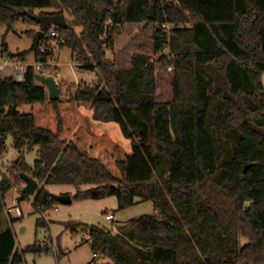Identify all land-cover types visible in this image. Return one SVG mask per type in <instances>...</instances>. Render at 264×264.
Listing matches in <instances>:
<instances>
[{
	"label": "trees",
	"instance_id": "trees-1",
	"mask_svg": "<svg viewBox=\"0 0 264 264\" xmlns=\"http://www.w3.org/2000/svg\"><path fill=\"white\" fill-rule=\"evenodd\" d=\"M36 8L70 14L81 31L55 28L65 39L59 45L100 78L49 100L32 64L22 80L0 76V154L8 136L21 152L2 174L0 197L22 187L23 172L37 181L32 204L42 212L55 202L49 185L73 186L72 200L115 196L118 209L151 201L155 213L127 222L139 262L118 248L120 233L66 223L72 233L76 224L88 230L104 264H264V0H0V25L21 18L37 28L29 16ZM137 24H152L157 55L133 52L118 67L115 37ZM51 29L38 41L37 30H27L32 46L10 56L24 61L32 51L46 61ZM169 68L170 95L158 99V74ZM81 107L118 123L130 149L95 133ZM35 146L39 157L28 164L23 152ZM41 250L36 242L19 250L14 231L0 229V264H22L25 251Z\"/></svg>",
	"mask_w": 264,
	"mask_h": 264
},
{
	"label": "rangeland",
	"instance_id": "rangeland-1",
	"mask_svg": "<svg viewBox=\"0 0 264 264\" xmlns=\"http://www.w3.org/2000/svg\"><path fill=\"white\" fill-rule=\"evenodd\" d=\"M154 10V9H153ZM41 9H34V14H39ZM43 11L51 12L52 8H44ZM63 14L67 24H71L70 14L64 10ZM77 33L81 31V27L72 25ZM169 26V25H167ZM29 29L38 30L34 25H26L21 18L17 19L11 28L6 25H0V41H3L9 53H17L28 50L33 43V38L26 31ZM152 24L129 25L123 29L121 35L115 37L114 47L116 50V59L118 67L126 66L127 59L133 52H144L152 56H156L152 52ZM53 57L54 64L58 63V79L69 84H61L62 97H67L73 93L76 87L75 81L70 76V64L74 65L78 81L84 83H96L99 81L100 75L96 70H81L78 63L73 59L71 49L67 46L54 45ZM167 51V49H165ZM113 52V50H112ZM113 52V57H114ZM24 65L34 64V53L27 52L22 62ZM80 70H78V68ZM58 69V70H57ZM51 69L50 73H55ZM43 74L47 75L48 69L43 70ZM13 74V68L6 67L0 70V76L5 74ZM84 77H80L83 74ZM172 71L170 68L166 71L159 72L158 84L156 88V97L158 99H167L170 95L169 80ZM80 75V76H79ZM264 85V72L261 75ZM20 110H28L29 104H23ZM80 111L83 115L90 118L92 130L97 134H108L112 139L119 142L125 149H130L131 140L125 137L118 125L114 121H101L92 117V111L89 108L81 107ZM5 150L0 154V172L8 173V167L14 162L21 152L13 147L12 137L6 139ZM23 157L28 164H33L34 160L39 157L38 146L30 151H24ZM24 185V182H23ZM22 185V187H23ZM22 187H11L4 197H0V229L10 227L15 234L16 244L19 250H26L28 246L37 243L43 248L39 253L25 251L24 261L22 264H86L93 257L92 249L86 238L89 236L88 230L81 225H74L75 232H71V227L66 226L67 222H81L86 224H99L106 230L110 231L111 236L120 233L121 239H117L118 248L126 251L135 262L139 256V248L128 239L126 231H129V219L139 217L143 214H153L156 212L151 201L136 200L134 204L127 208L118 209L115 196H107L101 199H73L70 203L54 202L51 209L42 213L40 209H36L32 204L33 194H24ZM48 190L56 194H74L75 188L71 185H49ZM20 198L18 204L22 211L21 218L14 221L5 212V206L12 202L13 199ZM112 213L114 218L111 220L105 218V213ZM46 217H45V215ZM74 224V223H73ZM84 238V239H82ZM116 240V239H115ZM246 239L241 237V242ZM47 247V251L44 247ZM107 257L98 255L92 264H104L108 261Z\"/></svg>",
	"mask_w": 264,
	"mask_h": 264
},
{
	"label": "built area",
	"instance_id": "built-area-1",
	"mask_svg": "<svg viewBox=\"0 0 264 264\" xmlns=\"http://www.w3.org/2000/svg\"><path fill=\"white\" fill-rule=\"evenodd\" d=\"M115 3L118 2L119 0H113ZM112 9V8H111ZM110 23V19H108L106 21L105 27H104V31L101 34V38L105 39L106 36V30H107V24ZM55 28H59L57 26H52V29L49 32L50 36H53V39L49 41V44L52 46L51 49V54L48 56L46 61H34V64H32L34 66V69L38 72V73H44L42 72V70L44 69L45 66H48V71H50L51 69L55 70L57 67V64L54 60L53 57V49H54V45H59V43H64L65 39L64 37H60L58 35V32L55 30ZM103 46H106L105 43L103 44ZM106 57L108 59H113V52L111 50L106 49ZM27 65H24L22 63V61L19 60H15L13 59L10 54L9 51L7 50V47H5L2 42L0 41V70L5 69L6 67H11L13 68V75L16 79L18 80H22L23 76H24V72H25V68ZM46 75V74H45ZM48 76H52L55 81L56 78L58 76V73L56 74V70L55 73H48ZM70 76L72 77V79L75 81L76 85L78 83L77 80V76H76V72L74 70V65L70 64ZM74 91V90H73ZM2 179V173L0 172V180ZM20 198H15L12 200L11 203L7 204L5 206V212L11 216V217H19L22 215V211L20 209V206L18 204ZM43 213V212H42ZM45 215V214H44ZM46 217V215H45ZM113 214L112 213H106L105 214V218L106 219H112ZM93 256H97L95 253H93Z\"/></svg>",
	"mask_w": 264,
	"mask_h": 264
},
{
	"label": "water",
	"instance_id": "water-1",
	"mask_svg": "<svg viewBox=\"0 0 264 264\" xmlns=\"http://www.w3.org/2000/svg\"><path fill=\"white\" fill-rule=\"evenodd\" d=\"M29 16L39 24V29L36 32L37 41L40 39L41 36L44 35L46 28L50 26L64 27L68 25L63 13H55V14L29 13ZM153 16H154V10L153 7H150L148 17L153 18ZM35 79L46 87L49 100L58 99L60 97V88L52 76L44 75L42 73L37 72L35 74ZM20 177L24 182V185L22 187V192L24 194H34L37 187V181L33 177L28 176L23 172L20 173ZM49 196L54 201L60 203H70L72 201V198L69 194H56L49 192Z\"/></svg>",
	"mask_w": 264,
	"mask_h": 264
},
{
	"label": "crops",
	"instance_id": "crops-1",
	"mask_svg": "<svg viewBox=\"0 0 264 264\" xmlns=\"http://www.w3.org/2000/svg\"><path fill=\"white\" fill-rule=\"evenodd\" d=\"M22 62H23V61H22ZM57 65H58V63H57ZM76 67H77V66H76ZM57 68H58V66H57ZM77 68H78V67H77ZM79 68H80V67H79ZM79 68H78V70H80V69H81V70H84V69H82V68H80V69H79ZM57 70H58V69H57ZM46 73L48 74V73H50V72L48 71V72H46ZM57 73H58V71H56V74H57ZM58 74H59V73H58ZM85 75H86V74L84 73L82 76H80V75H79V76L82 78V77H84ZM58 77H59V76H57V78H56V82H57L59 88H61V84H65V85H66V84H69V83H67V82H65V81H60V78L58 79ZM78 79H79V78H78V76H77V80H78ZM78 82H80V81H78ZM60 83H61V84H60ZM60 92H61V90H60ZM61 96H62V94H61ZM70 196H71V194H70ZM106 213H107V212H106ZM106 213H105V214H106ZM108 213H110V212H108ZM104 216H105V215H104ZM113 218H114V215H113L112 219H113ZM112 219H111V220H112ZM109 220H110V219H109ZM70 223H71V222H70ZM82 239H84V238H82ZM92 255H93V253H92ZM97 257H98V256H95V257L93 256V257H91L90 260H88V261L86 262V264H92V263L95 261V258H97Z\"/></svg>",
	"mask_w": 264,
	"mask_h": 264
}]
</instances>
